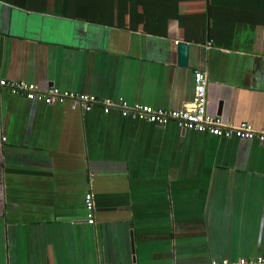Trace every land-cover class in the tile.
Segmentation results:
<instances>
[{"label": "crops", "instance_id": "crops-1", "mask_svg": "<svg viewBox=\"0 0 264 264\" xmlns=\"http://www.w3.org/2000/svg\"><path fill=\"white\" fill-rule=\"evenodd\" d=\"M217 11L211 0H0V78L176 110L194 100L202 70L209 115L262 131L264 26L226 25L234 11ZM257 258L264 144L2 91L0 264Z\"/></svg>", "mask_w": 264, "mask_h": 264}, {"label": "built area", "instance_id": "built-area-1", "mask_svg": "<svg viewBox=\"0 0 264 264\" xmlns=\"http://www.w3.org/2000/svg\"><path fill=\"white\" fill-rule=\"evenodd\" d=\"M194 79V100L183 108L176 110L155 109L144 105L131 107L123 98L117 102L113 100H100L92 95L60 90L55 87L42 91L35 84L25 81L12 82L3 78H0V95L3 90H8L12 94L20 95L29 101H38L46 105L68 104L72 110L83 113L91 112L98 107L106 115L113 111H119L122 117L145 121L160 127L175 123L180 129L185 131L207 134L222 139L257 140L264 144V130L258 131L247 123L236 125L224 122L221 117L210 116L208 113L209 79L207 73L202 70H196L194 72ZM85 203L87 222L90 225H94L96 222V210L95 197L92 193L86 195ZM222 264L231 263L225 260ZM238 264H264V258L241 260Z\"/></svg>", "mask_w": 264, "mask_h": 264}, {"label": "trees", "instance_id": "trees-1", "mask_svg": "<svg viewBox=\"0 0 264 264\" xmlns=\"http://www.w3.org/2000/svg\"><path fill=\"white\" fill-rule=\"evenodd\" d=\"M235 1L238 2L235 3L236 7L231 6L230 4ZM211 5L212 8H219V11H217L218 14L221 12H228L229 10L234 11L235 17L230 20L228 19L226 25L229 24L235 26L238 23L245 24L251 22L254 26H264V0H211ZM241 10L245 11L244 15ZM222 15L217 17L219 20L218 22L215 13L212 22H214V24H219L221 25L220 27H222L223 24L221 23H226L225 20H223Z\"/></svg>", "mask_w": 264, "mask_h": 264}, {"label": "water", "instance_id": "water-1", "mask_svg": "<svg viewBox=\"0 0 264 264\" xmlns=\"http://www.w3.org/2000/svg\"><path fill=\"white\" fill-rule=\"evenodd\" d=\"M178 51L180 54V64L184 65L187 63L188 53H189V44L182 42L178 45ZM185 131V130H184Z\"/></svg>", "mask_w": 264, "mask_h": 264}]
</instances>
